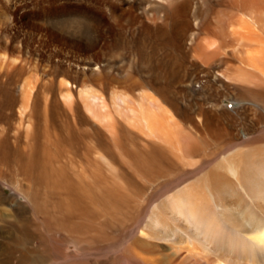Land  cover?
Returning <instances> with one entry per match:
<instances>
[{"label":"bare ground","instance_id":"bare-ground-1","mask_svg":"<svg viewBox=\"0 0 264 264\" xmlns=\"http://www.w3.org/2000/svg\"><path fill=\"white\" fill-rule=\"evenodd\" d=\"M89 1L114 15L107 1ZM159 1L112 20L85 7L95 21L89 39L46 27L36 31L46 39L24 45L0 38V264H264V0ZM56 2L41 0L42 13ZM120 31L134 62L146 58L143 70L130 66V93L116 99L127 97L123 121L107 103L109 87H38L27 73L101 72L104 36ZM49 39L60 42L57 53L64 44L93 55L56 60ZM166 61L170 74L155 71ZM198 88L206 101H190ZM230 95L248 103L241 120L219 103Z\"/></svg>","mask_w":264,"mask_h":264},{"label":"rangeland","instance_id":"rangeland-1","mask_svg":"<svg viewBox=\"0 0 264 264\" xmlns=\"http://www.w3.org/2000/svg\"><path fill=\"white\" fill-rule=\"evenodd\" d=\"M57 1L58 2H56L54 4H56V6H57V4L62 3L64 5V6L62 5V7H64V8H62V7H54L53 8L52 7L51 8L52 13H49L50 15L45 16L41 10V8H42L41 0H24V1L23 0H0V11L9 12V16L7 15L6 17H4L5 19H3V18L0 19V21L1 20L3 21V22H0V25L4 26L3 27V33H0L1 34L0 38L1 39L7 38L10 41H16V43H19L21 41L23 43H21V42L20 43L22 45H24V43L28 44L30 42H33L35 39L36 40L46 39L45 38L46 36L42 37V36H39L38 33L36 34L37 30H40L42 28L45 29V27H46L48 30L54 32L55 34H58L62 38H67L70 35L71 36V37L69 36L70 38L89 39V36H90L89 26L92 25V23H95V21L88 17L89 11H84L85 7L97 8L99 11L104 12V14L109 18V20L110 19L112 20V17L114 15L123 18V16H125L126 11H128V8L130 7V5L131 6L133 5L134 9H137V7H140V6H141L140 10H142V6L149 9V8H153V6L155 5L154 2L156 0H151L152 2H150V0H97V2H99V3H101L102 1H107L109 3V5H111L114 8V15H111L110 11L106 10L107 9L106 7H103L100 5L94 6V4L91 3V1H89V0H83V2L78 1V0H76V2H75V0H57ZM212 1L214 3H218L220 0H212ZM5 2L7 3V6H6ZM159 2H161V1H159ZM14 3H15V6H14ZM70 4H72V5H70ZM75 6H84V8L79 9V8H76ZM221 8H223V7H221ZM31 11H33L34 13ZM74 11H77V13H75ZM35 12L38 13L36 15L37 17L35 16V14H36ZM19 15H20V17H19ZM6 22H7V24H6ZM100 25L103 27V29L106 28V26H103V23H100ZM43 29H42V31H43ZM65 34H68V35H65ZM104 38L109 40V42H110L109 44H111V47L110 48H109V46H108V48H107V46L103 47V44H102L101 45L102 46V53L101 54H102V56L105 57V59L108 60L110 67L108 66L107 69L104 68L101 72L94 73V74H91L89 76L88 75L84 76V75L79 74L82 71V69H79L78 73H76V72H74L70 69H67V68L57 67V68H52V70L50 72L49 70H45V67H43L42 69L40 68L39 70H35V69L28 70L27 73L30 71L31 74L36 75L37 78L32 79V81H35L37 79L36 81H38V87H40L41 85H42V87H60V85H58L60 83V81L63 82L65 80L72 82L75 86H76L75 83L77 82L78 87H79L78 88L79 93H83V91H81V88H82V90H91V88H95V89H97V91H99L102 87H109L108 88V95L106 97L107 103L111 104V109L114 106H115V109L116 108L118 109L119 112L118 111L116 112V110L113 109V111L115 112L114 115L115 116L117 115L116 117H118V119L123 121L125 119V115L126 114L128 115L127 97L123 98L124 101L118 100V104L116 103V101H117L116 99L120 95L127 96L130 93L131 87H128V83H127L128 73L130 72V66L132 68V65H133L132 69L134 71L135 70L141 71V70H143L142 69L143 67L141 64L143 61H146L145 60L146 58H145V55H143V57H142L143 59L138 58L137 62L136 63L134 62L133 55L131 54V50H130L129 38H127L126 32H124V31H120V33L116 32V33L111 34V35L106 33ZM49 40H50L49 41V48L47 49L48 53L50 52V54L52 56H55L56 60L58 57H61V56H64V57H77V56L88 57V55L89 56L93 55L92 53L77 52V51L72 50L70 47H68L62 43L61 44L64 47L63 48L64 52L61 54L57 53L55 50V47H57L60 42L52 41V39H49ZM153 49H155V47H153ZM96 52H98V51H96ZM154 52H155V54L153 56L151 55V57H153V58L157 56L156 53H159L158 51H154ZM8 53L10 55V52H8ZM152 54H153V51H152ZM167 63H168V61L164 62L162 65H156L155 71H157L159 74H161L160 71H162L163 74H167V75L170 74L172 71V68H170V66ZM47 72H49V74H45ZM172 76L173 75H171L170 77H172ZM92 79H96V80L94 81ZM43 82L46 83L45 86H43V84H42ZM20 84L21 83L19 82L16 87H21ZM0 87H2V86H0ZM233 89L235 91L236 87H232L231 91H233ZM191 93H192L191 96L193 98L191 97L190 101H192V102L194 99H196L195 101L198 103H199V101L204 102V101H206V98H208V96H205L206 93L201 91L200 88H198V90H196V93H193V92H191ZM209 96H210V94H209ZM230 97H231V95L230 96H224V97L220 98L219 103H221V106H223L225 108L227 113H229L230 115H233L234 118L241 120L240 115L238 114L239 109H240V105L243 106V105H246L248 103L246 101H239L236 98H233V97L230 98ZM213 103L216 104L212 100L209 103V105L212 106ZM259 119H260V116L256 115L255 120L260 121ZM124 123H125V121H124ZM262 127H263V125H261V128ZM238 129H240L239 134L242 135V137L250 136L249 134H246V131L243 129V127H239ZM125 130L127 131V129H125ZM126 131H123L124 133L121 132V133H123V135H121V138L128 139L129 135L127 134L128 132L126 133ZM128 142H130V141H127V143ZM116 150H118L117 152L119 153V158L122 159L123 162L126 164L127 163L126 157L121 158V152L119 151V149H116ZM3 186H4L5 191L8 194L12 193V190L10 189L8 184L4 183ZM151 188H154V186ZM152 190L153 189H151V193H155L154 192L155 190L154 191H152ZM142 199H143V196L141 195V200ZM153 199L155 200V198H152V195H151V198L148 199V201L146 202V205L149 209L153 208V206L155 204L154 203L155 201H153ZM150 210H152V209H150ZM143 214L148 215L147 211L143 212ZM138 224H140V223H138ZM138 224H134L133 226H131L132 228L129 229L130 232L128 233V235L125 236L124 239L121 240L119 245H117V247H115L113 249L115 252L120 253V251L122 249H124L129 244V242L135 238V236H136L135 234H138L140 232L141 224L140 225H138ZM71 243L72 242H69V244H71ZM157 243H158L157 245H159V248L161 250H168L169 246H167L168 244H166L164 242V240L158 239ZM39 244H40V242H39ZM12 245H13L12 246V249H13L15 247V245L14 244H12ZM72 250H73V248L70 246L68 248V251H72ZM93 250H96V249H93ZM78 251H80V250H78ZM93 252H96V251H93ZM90 259H93V258L90 257ZM97 261L101 262V259L94 260L92 262V264H95V262H97ZM119 263H121V262H118L117 264H119ZM110 264H112V263H110Z\"/></svg>","mask_w":264,"mask_h":264},{"label":"snow or ice","instance_id":"snow-or-ice-1","mask_svg":"<svg viewBox=\"0 0 264 264\" xmlns=\"http://www.w3.org/2000/svg\"><path fill=\"white\" fill-rule=\"evenodd\" d=\"M231 107V106H230Z\"/></svg>","mask_w":264,"mask_h":264}]
</instances>
